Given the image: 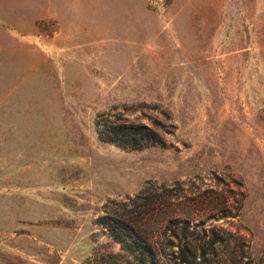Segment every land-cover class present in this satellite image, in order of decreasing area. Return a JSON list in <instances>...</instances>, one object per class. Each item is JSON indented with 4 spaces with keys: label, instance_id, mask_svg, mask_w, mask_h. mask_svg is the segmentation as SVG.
<instances>
[{
    "label": "rangeland",
    "instance_id": "1",
    "mask_svg": "<svg viewBox=\"0 0 264 264\" xmlns=\"http://www.w3.org/2000/svg\"><path fill=\"white\" fill-rule=\"evenodd\" d=\"M188 226L264 264V0H0V264H179Z\"/></svg>",
    "mask_w": 264,
    "mask_h": 264
},
{
    "label": "trees",
    "instance_id": "2",
    "mask_svg": "<svg viewBox=\"0 0 264 264\" xmlns=\"http://www.w3.org/2000/svg\"><path fill=\"white\" fill-rule=\"evenodd\" d=\"M105 121L103 129L99 130V138L103 142L112 143L131 150H142L150 148L155 145H162L163 141L159 135L145 126H133L124 123L110 122L108 117L102 116ZM102 222L107 226L115 238L119 240L123 247L128 250H136V242H132L128 233L123 229L125 222L122 219H116L114 217H103ZM173 223V220L169 221ZM186 225H189V221H185ZM168 227V226H166ZM209 233V235H207ZM166 236V235H165ZM193 233L185 228V232L178 234L173 230L169 237H166V246L168 249V255L174 260H177L179 264H220L218 249L224 244L223 239L219 237V234L215 229L206 231L204 229V236L196 243L192 241ZM147 252L143 251V257L145 254H151L153 262L159 264L153 246V241L148 239ZM177 248V251H176ZM208 256L211 257L208 259ZM230 264H242V261L235 260Z\"/></svg>",
    "mask_w": 264,
    "mask_h": 264
}]
</instances>
